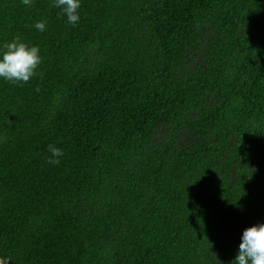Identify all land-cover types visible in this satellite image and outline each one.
<instances>
[{"label":"trees","instance_id":"obj_1","mask_svg":"<svg viewBox=\"0 0 264 264\" xmlns=\"http://www.w3.org/2000/svg\"><path fill=\"white\" fill-rule=\"evenodd\" d=\"M59 12L0 0V44L42 56L27 83L0 80V257L231 264L264 222V0Z\"/></svg>","mask_w":264,"mask_h":264},{"label":"clouds","instance_id":"obj_2","mask_svg":"<svg viewBox=\"0 0 264 264\" xmlns=\"http://www.w3.org/2000/svg\"><path fill=\"white\" fill-rule=\"evenodd\" d=\"M34 0H22L31 7ZM52 6L59 9V15L66 16L67 22L75 26L80 20L81 0H52ZM33 27L47 30L46 20H37ZM42 62L39 45L29 44L20 37L0 44V80L12 83H27L36 75ZM48 163L58 165L64 155L54 144L48 145ZM0 264H10V259L0 257ZM231 264H264V222L253 224L243 230L238 252Z\"/></svg>","mask_w":264,"mask_h":264}]
</instances>
